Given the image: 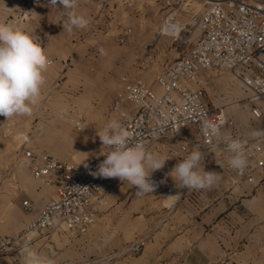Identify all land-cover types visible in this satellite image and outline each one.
Masks as SVG:
<instances>
[{
    "label": "crops",
    "instance_id": "crops-1",
    "mask_svg": "<svg viewBox=\"0 0 264 264\" xmlns=\"http://www.w3.org/2000/svg\"><path fill=\"white\" fill-rule=\"evenodd\" d=\"M207 8L201 0H189L181 12L195 27ZM170 10L168 0H75L73 9H63L59 0L56 7L49 0H0V22L32 34L50 61L42 100L31 115L10 119L0 115L1 236L21 232L56 194L54 185L33 176L24 153L49 154L79 164L95 155L97 130L112 118L122 123L111 111L124 89L121 78L140 73L136 36L164 33L160 28ZM69 11L86 18L87 25L71 33L63 30ZM164 64L163 57L157 58L151 69L141 72L159 94L156 80L162 71L152 75V68ZM232 77L226 73L219 84L229 96L238 97L241 83ZM229 103L228 99L224 105ZM249 116L254 124H239L231 117L236 126L224 128L221 138L264 128L251 111ZM196 148L204 153L199 169L219 174L220 179L206 189L178 188L169 174ZM147 151L168 159L151 176L160 190L137 195L135 187L120 181L101 200L99 218L85 234L58 229L44 232L29 246L55 264H264V168L256 171L254 184L231 187L221 169L230 155L205 152L193 126ZM175 195L179 197L167 198ZM24 201L31 205L30 211ZM0 264H23V256L18 260L3 256Z\"/></svg>",
    "mask_w": 264,
    "mask_h": 264
},
{
    "label": "built area",
    "instance_id": "built-area-1",
    "mask_svg": "<svg viewBox=\"0 0 264 264\" xmlns=\"http://www.w3.org/2000/svg\"><path fill=\"white\" fill-rule=\"evenodd\" d=\"M189 0H168L171 8L164 20L162 32L187 5ZM207 10L196 22L197 35L190 48L176 61L166 65L157 77L159 94L142 79L122 78L123 91L112 105V113L122 120L129 133L130 142L142 144L146 150L161 141L179 135L193 126L200 134V144L207 153L224 152L234 155L226 140H239L247 160L240 172L222 164L231 187L246 182L255 183V173L264 168V128L249 132L240 131L229 138H221L224 128H235L236 122L228 117L223 107L206 101V91L200 85L202 74L230 72L248 93L252 118L264 122V0H201ZM133 106L125 109L124 105ZM206 123L218 126L219 135L204 130ZM82 127V117L76 121ZM99 151L86 164L61 161L49 154L26 151L25 157L32 163L33 176L46 185L56 187L55 196L44 205L37 217L21 232L9 236L0 235V258L11 256L18 260L22 248L30 245L44 232L58 229L85 234L98 220V207L121 180L102 178L91 173L105 159L111 149L102 148L100 139L94 141ZM182 150L186 147L182 146ZM155 191L161 186L156 178ZM135 189V194H137ZM171 189L167 190L171 193ZM138 195V194H137ZM27 211L28 201L23 202Z\"/></svg>",
    "mask_w": 264,
    "mask_h": 264
},
{
    "label": "clouds",
    "instance_id": "clouds-1",
    "mask_svg": "<svg viewBox=\"0 0 264 264\" xmlns=\"http://www.w3.org/2000/svg\"><path fill=\"white\" fill-rule=\"evenodd\" d=\"M49 3L56 7L58 0H49ZM59 4L63 9H73L75 0H59ZM87 23L86 18L69 11L63 30L71 33L74 28H84ZM49 65L50 61L41 43L32 34L19 26L0 22V115L6 119L31 115L33 108L42 100L41 89L46 82L44 73ZM204 130L219 135L215 124L206 123ZM96 134L102 148L111 151L103 155L105 159L97 171L91 174L127 181L137 189L138 195L153 193L155 183L151 179L152 173L162 169L168 159L159 153H149L140 143H131L129 133L116 118L108 120ZM225 142L234 153L228 161L229 166L242 172L247 166L242 143L239 140ZM202 159L204 153L196 148L175 165L169 175L178 188L206 189L218 182L219 174L199 169ZM84 166L88 167L86 163ZM21 255L23 264H55L51 258L34 251L27 244L22 248Z\"/></svg>",
    "mask_w": 264,
    "mask_h": 264
},
{
    "label": "rangeland",
    "instance_id": "rangeland-1",
    "mask_svg": "<svg viewBox=\"0 0 264 264\" xmlns=\"http://www.w3.org/2000/svg\"><path fill=\"white\" fill-rule=\"evenodd\" d=\"M178 15H180V17L176 18ZM178 15L173 19V21H170V23L178 25L181 28L180 32L161 33L159 35L141 34L136 36L137 57L139 62L138 72L140 73L136 77L129 76L128 74H125L123 77H127L129 79L144 80V78L141 76V72L143 73L144 71L148 70L150 68V65L153 62H155L157 58L160 59L161 57H163L166 60V64H164V66L157 65L153 67L152 75L154 73L162 71L166 65L176 61L184 52L188 50V48H190L192 41L196 38L197 35L196 26L195 27L190 26L189 24L190 18L184 16L182 12H180ZM162 26L160 28V31H162ZM162 40L164 41L163 44H161ZM226 73L228 72L210 73V74H206L203 77L201 86L206 91L207 103L213 106L223 107L224 110L227 112V114L233 117L235 120H237L239 124L241 122L247 123V125L254 124L255 122L249 116L250 105L246 98L248 93L246 92L242 84H240V82L232 75L233 76L232 79L234 80V82H238L240 84L238 88L239 96L238 97L229 96V94L225 93L222 90L219 81ZM122 78H121V82H122ZM232 86L234 89L237 88V85L235 84H233ZM122 91H120L117 94L116 98ZM228 99L230 103L224 105ZM79 116L77 117V120ZM82 122H83V117H82ZM98 138L99 137L97 136V134H95L94 141L97 140ZM95 145H96V153H95L96 155L99 151V147L98 144ZM77 161L79 160L77 159ZM71 162L77 163L75 161H71ZM133 248L136 250L139 249V246L136 245Z\"/></svg>",
    "mask_w": 264,
    "mask_h": 264
},
{
    "label": "bare ground",
    "instance_id": "bare-ground-1",
    "mask_svg": "<svg viewBox=\"0 0 264 264\" xmlns=\"http://www.w3.org/2000/svg\"><path fill=\"white\" fill-rule=\"evenodd\" d=\"M178 28L177 27H167L166 28V32H172V33H175L176 31L175 30H177Z\"/></svg>",
    "mask_w": 264,
    "mask_h": 264
}]
</instances>
